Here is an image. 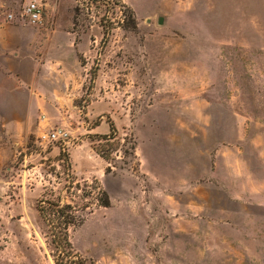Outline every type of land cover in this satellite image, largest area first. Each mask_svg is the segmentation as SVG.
<instances>
[{
    "label": "rangeland",
    "instance_id": "rangeland-1",
    "mask_svg": "<svg viewBox=\"0 0 264 264\" xmlns=\"http://www.w3.org/2000/svg\"><path fill=\"white\" fill-rule=\"evenodd\" d=\"M22 2L0 0V264H55L41 199L94 264H264V0H42L37 26Z\"/></svg>",
    "mask_w": 264,
    "mask_h": 264
},
{
    "label": "trees",
    "instance_id": "trees-1",
    "mask_svg": "<svg viewBox=\"0 0 264 264\" xmlns=\"http://www.w3.org/2000/svg\"><path fill=\"white\" fill-rule=\"evenodd\" d=\"M130 16L132 18V12ZM113 132H115V129L111 124L110 134L101 136V139L108 142L109 139H112ZM102 157L107 159L104 154H102ZM102 205L109 206L107 197ZM37 209L41 219L48 226L55 264H94L93 261L75 252L69 240L68 229L70 226L76 225L78 219L74 211L75 206L69 203H61L60 200L41 199L37 204Z\"/></svg>",
    "mask_w": 264,
    "mask_h": 264
},
{
    "label": "built area",
    "instance_id": "built-area-1",
    "mask_svg": "<svg viewBox=\"0 0 264 264\" xmlns=\"http://www.w3.org/2000/svg\"><path fill=\"white\" fill-rule=\"evenodd\" d=\"M43 3L42 0H23L22 8L20 11V19L25 21L26 23L37 26L42 23L43 20ZM10 20L14 19L13 13L8 15ZM42 143H50L67 141V133L66 131L57 129L54 131L44 132L40 135Z\"/></svg>",
    "mask_w": 264,
    "mask_h": 264
},
{
    "label": "crops",
    "instance_id": "crops-1",
    "mask_svg": "<svg viewBox=\"0 0 264 264\" xmlns=\"http://www.w3.org/2000/svg\"><path fill=\"white\" fill-rule=\"evenodd\" d=\"M4 30V29H3ZM1 32H2V28L0 27V34H1ZM3 48V47H2ZM2 52V51H1ZM0 58H4V53L2 52V53H0ZM0 72H2L1 70H0Z\"/></svg>",
    "mask_w": 264,
    "mask_h": 264
},
{
    "label": "water",
    "instance_id": "water-1",
    "mask_svg": "<svg viewBox=\"0 0 264 264\" xmlns=\"http://www.w3.org/2000/svg\"><path fill=\"white\" fill-rule=\"evenodd\" d=\"M162 22H163L162 17H159V18H158V23H159V24H162Z\"/></svg>",
    "mask_w": 264,
    "mask_h": 264
}]
</instances>
